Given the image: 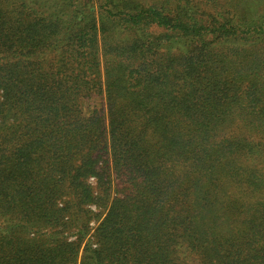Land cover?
<instances>
[{
    "label": "trees",
    "instance_id": "1",
    "mask_svg": "<svg viewBox=\"0 0 264 264\" xmlns=\"http://www.w3.org/2000/svg\"><path fill=\"white\" fill-rule=\"evenodd\" d=\"M0 264H264V0H0Z\"/></svg>",
    "mask_w": 264,
    "mask_h": 264
},
{
    "label": "rangeland",
    "instance_id": "2",
    "mask_svg": "<svg viewBox=\"0 0 264 264\" xmlns=\"http://www.w3.org/2000/svg\"><path fill=\"white\" fill-rule=\"evenodd\" d=\"M87 106H88L89 108H92V107H94V106L100 108L101 103H100L98 100H95V101L89 102V103L87 104Z\"/></svg>",
    "mask_w": 264,
    "mask_h": 264
}]
</instances>
